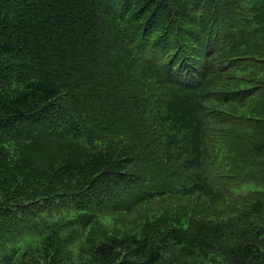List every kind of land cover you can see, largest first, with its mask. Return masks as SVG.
<instances>
[{
  "label": "trees",
  "instance_id": "obj_1",
  "mask_svg": "<svg viewBox=\"0 0 264 264\" xmlns=\"http://www.w3.org/2000/svg\"><path fill=\"white\" fill-rule=\"evenodd\" d=\"M0 264H264V0H0Z\"/></svg>",
  "mask_w": 264,
  "mask_h": 264
}]
</instances>
